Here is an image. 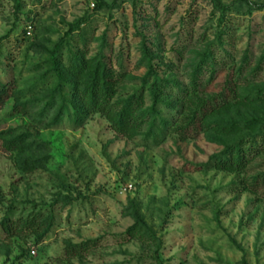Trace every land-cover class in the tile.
I'll return each mask as SVG.
<instances>
[{
	"label": "rangeland",
	"instance_id": "374dc122",
	"mask_svg": "<svg viewBox=\"0 0 264 264\" xmlns=\"http://www.w3.org/2000/svg\"><path fill=\"white\" fill-rule=\"evenodd\" d=\"M221 1L0 0V264H264V7ZM66 41L82 72L35 87ZM100 62L108 105L76 118Z\"/></svg>",
	"mask_w": 264,
	"mask_h": 264
},
{
	"label": "trees",
	"instance_id": "16d2710c",
	"mask_svg": "<svg viewBox=\"0 0 264 264\" xmlns=\"http://www.w3.org/2000/svg\"><path fill=\"white\" fill-rule=\"evenodd\" d=\"M212 2L216 6V8L223 12L229 10L231 8V5H233L225 4L221 0H212ZM238 2H244L251 8L264 7V3H259L252 0H238ZM72 33L73 30L68 34L69 40L74 37L72 36ZM67 47L69 48V55L67 57V60H65L63 58V51ZM74 47H77L74 54L73 49L69 47L68 41L60 42L54 47V49L50 53L51 64L49 72L40 78L35 87L39 88L40 86H43L46 83V80L53 77L56 82V88L61 91L63 89L64 82L66 81V70H69L71 74L82 72V69L85 65L79 64L77 61L79 59V56L81 57V55L78 56L77 53L81 54L80 52L82 51V49H80V46L77 44H75ZM110 75V70L107 69L104 63L100 62L98 68L92 73L90 83L88 84L86 91L73 92L72 100H70L69 102L73 106L76 118H79L80 115H83L84 113L97 108L105 109V107L108 105L107 102L110 97ZM15 84V81H0V105H3L5 103L6 97L10 95H17L18 92ZM153 85L154 88L159 85V81L157 80V78L154 81ZM64 95L65 93L62 92V96ZM98 101L99 103L98 105H96V102ZM66 103L67 101L63 100L61 104V112L66 111ZM134 107V104H127L122 110H120L119 114H117V124L120 127H123L127 124L130 119V115L134 112ZM23 111H25L24 108ZM262 138L264 139V135L262 136ZM5 143L9 147L15 148L19 146L21 142L12 144L10 141H4V144ZM258 149V140L256 138L244 139L242 140V143L229 147L224 154L220 155L215 160V166L221 169H231L233 167L242 166L246 163L249 156L255 155L257 153ZM2 225L6 232H12L13 229L17 227V223L9 219L4 220Z\"/></svg>",
	"mask_w": 264,
	"mask_h": 264
},
{
	"label": "built area",
	"instance_id": "2783aa9c",
	"mask_svg": "<svg viewBox=\"0 0 264 264\" xmlns=\"http://www.w3.org/2000/svg\"><path fill=\"white\" fill-rule=\"evenodd\" d=\"M30 33V32H29Z\"/></svg>",
	"mask_w": 264,
	"mask_h": 264
}]
</instances>
